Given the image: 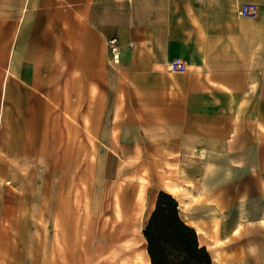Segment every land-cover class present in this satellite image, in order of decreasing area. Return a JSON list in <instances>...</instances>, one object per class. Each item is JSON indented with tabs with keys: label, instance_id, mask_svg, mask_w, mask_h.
<instances>
[{
	"label": "crops",
	"instance_id": "0c3cea01",
	"mask_svg": "<svg viewBox=\"0 0 264 264\" xmlns=\"http://www.w3.org/2000/svg\"><path fill=\"white\" fill-rule=\"evenodd\" d=\"M94 148L150 179V212L173 196L211 264L261 226L264 0H0V264H150L117 248L129 223L111 239L104 218L78 222L73 173Z\"/></svg>",
	"mask_w": 264,
	"mask_h": 264
},
{
	"label": "rangeland",
	"instance_id": "374dc122",
	"mask_svg": "<svg viewBox=\"0 0 264 264\" xmlns=\"http://www.w3.org/2000/svg\"><path fill=\"white\" fill-rule=\"evenodd\" d=\"M75 169L72 190L77 191L78 196L72 199V204L78 206V222H85L86 217L91 216L104 218L107 226L105 236L109 235V237L113 232L115 233L117 222L129 223L131 229L121 234L126 244L117 248L126 250L129 243H134V247H128L127 252L135 249L137 258L140 260L139 252L146 248L142 229L152 212L147 202L148 193L153 188L150 179L131 180L128 175L131 173L134 178L133 166L105 165V150L96 148L93 151V161H88V164L82 161ZM50 171L47 169V172ZM257 178H255V183L257 180L258 183L260 182L259 176ZM47 185H49L48 188L54 190L58 182L48 181ZM47 204H54V198L50 199ZM119 206L129 212L117 213L115 208ZM87 207L91 209H88L90 213L86 214ZM252 225L250 228H243L240 234L241 230L238 229L234 238L228 242L231 251L224 250L223 258L213 264H264V221L261 222V226ZM80 227L84 228L83 225ZM119 232L120 230L117 231L118 238L122 237ZM111 248L114 250V247Z\"/></svg>",
	"mask_w": 264,
	"mask_h": 264
},
{
	"label": "trees",
	"instance_id": "16d2710c",
	"mask_svg": "<svg viewBox=\"0 0 264 264\" xmlns=\"http://www.w3.org/2000/svg\"><path fill=\"white\" fill-rule=\"evenodd\" d=\"M142 236L150 264H211L196 231L179 216L176 199L160 191Z\"/></svg>",
	"mask_w": 264,
	"mask_h": 264
},
{
	"label": "built area",
	"instance_id": "2783aa9c",
	"mask_svg": "<svg viewBox=\"0 0 264 264\" xmlns=\"http://www.w3.org/2000/svg\"><path fill=\"white\" fill-rule=\"evenodd\" d=\"M260 13V8L255 4H242L238 9V15L247 18L257 17ZM110 60L113 64L119 62L120 48L117 39L112 38L107 41ZM167 69L170 72L181 73L186 70L185 62L180 58H174L167 63Z\"/></svg>",
	"mask_w": 264,
	"mask_h": 264
}]
</instances>
